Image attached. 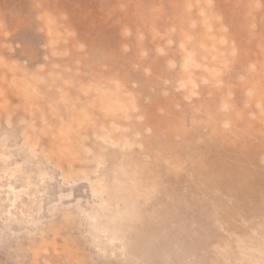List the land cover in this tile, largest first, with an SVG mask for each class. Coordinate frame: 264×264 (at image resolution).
<instances>
[{
  "label": "rangeland",
  "instance_id": "1",
  "mask_svg": "<svg viewBox=\"0 0 264 264\" xmlns=\"http://www.w3.org/2000/svg\"><path fill=\"white\" fill-rule=\"evenodd\" d=\"M263 140L264 0H0V264H264Z\"/></svg>",
  "mask_w": 264,
  "mask_h": 264
},
{
  "label": "bare ground",
  "instance_id": "2",
  "mask_svg": "<svg viewBox=\"0 0 264 264\" xmlns=\"http://www.w3.org/2000/svg\"><path fill=\"white\" fill-rule=\"evenodd\" d=\"M238 136V134H237V132H236V137ZM262 145H264V140L261 142V146ZM227 146L224 144L223 145V148H226ZM247 167V166H246ZM135 182V181H134ZM133 183V182H132ZM137 185V184H136ZM138 187V186H137ZM134 188H135V186H134ZM137 188H135V190H136ZM143 189V188H142ZM141 190V189H140ZM140 190H139V192H140ZM146 191L148 192V190L146 189ZM124 195H126V194H124ZM123 195V196H124ZM144 196V195H143ZM132 197V196H131ZM117 198V197H116ZM146 198V197H145ZM120 200V199H119ZM148 200V199H147ZM145 201H146V199H145ZM130 202V201H129ZM124 203V202H123ZM124 204H126V203H124ZM130 204V203H129ZM111 214V213H110Z\"/></svg>",
  "mask_w": 264,
  "mask_h": 264
}]
</instances>
